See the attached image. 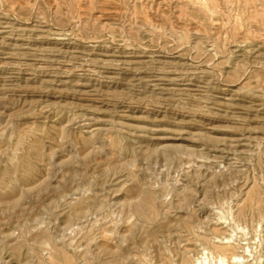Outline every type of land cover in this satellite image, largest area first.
I'll use <instances>...</instances> for the list:
<instances>
[{"label":"rangeland","instance_id":"1","mask_svg":"<svg viewBox=\"0 0 264 264\" xmlns=\"http://www.w3.org/2000/svg\"><path fill=\"white\" fill-rule=\"evenodd\" d=\"M0 264H264V0H0Z\"/></svg>","mask_w":264,"mask_h":264}]
</instances>
